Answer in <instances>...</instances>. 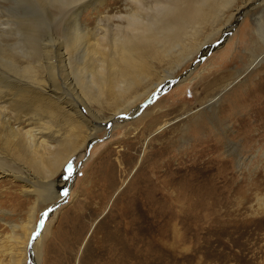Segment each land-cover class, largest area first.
I'll return each instance as SVG.
<instances>
[{"label": "rangeland", "instance_id": "obj_1", "mask_svg": "<svg viewBox=\"0 0 264 264\" xmlns=\"http://www.w3.org/2000/svg\"><path fill=\"white\" fill-rule=\"evenodd\" d=\"M234 1L232 8L217 14L214 21L195 35L197 47L193 48L194 56L190 61L177 66L180 62L172 58L177 52L169 51L167 58L154 63L155 74L136 87L139 96L128 94L131 98L127 97L122 100V105L115 107L103 103V97L97 95L94 98L98 92L95 85L92 88L88 80L80 81L85 78L89 65L86 62L88 34L79 45L75 42V33L82 30L85 35L86 29L97 32L98 27L101 35L105 29L113 32V27L125 25V18L120 16H128L135 9L137 3L134 0H96L82 11L83 0H0V65L10 55L18 65L6 66L5 71L0 69V95L10 87H14L17 94V87L30 83L32 75L20 70L26 65L36 66L37 59H43L39 65H46L48 59L41 43L52 44L53 71L49 68V72H43L44 69L39 68V75L43 72L48 77L43 78L50 93L64 92L65 109L72 116V103H75V97H80L87 104V108L81 107L85 121L97 125L95 121L99 117L103 124L97 125L93 138L33 193L27 192L29 186H24L22 180L0 173V264H14L23 253L26 260L22 264H35L32 257L40 244L43 250L41 264H93L99 240L108 231L114 232L115 224L123 225L131 219L122 214L130 207L151 213L160 209L165 226L153 229L160 233L158 244L152 238L150 228L148 239L154 240L157 250L146 263L123 258V264H264V136H261L264 102L256 105L255 97L264 90L261 87L264 83V49L254 34L255 17L261 16L264 20V0L261 4L254 0L252 5L256 8L252 6V9L235 15L234 9L243 7L244 1L248 0ZM105 15L111 17V21L104 19ZM30 33L35 35L30 37ZM171 73L174 76L165 79L160 84L161 89L154 88ZM86 87L91 90L88 96L85 95ZM145 90L151 91V95H143ZM25 97L26 93L18 100ZM15 106L21 115L23 109L32 105ZM116 111L119 114L115 122L108 124L109 117ZM35 119V123L24 120L16 126L27 130L43 125ZM245 129H249L251 135H257V139L239 137V132ZM62 131L63 134L66 131L65 124ZM231 141L238 144L236 154ZM226 143L230 144V150L227 146L224 148ZM219 148L218 159L226 158V161H220L225 162L230 173L228 185L219 179L221 188L214 183L197 185L194 193L186 194L184 190L188 189L186 185L192 181L193 173L187 175L185 169H174L196 159L206 160ZM17 150L23 155L14 150L4 153L6 160L0 164L3 169L16 175L39 174L38 161L30 162L25 157L29 152L23 142H19ZM125 150L133 158L132 164L119 163ZM239 158L244 159L240 164L237 163ZM114 165L116 187L108 193L103 172ZM168 168L174 172L170 173V179H164ZM226 186L229 191L220 192ZM80 211L91 219V226L87 227L84 237L74 239L82 245L79 259L60 263L52 257L51 251L65 239V229L68 230L74 215ZM134 217L143 224L140 213ZM32 224L34 228L30 229L29 237L32 243L23 252L25 226ZM47 252L50 255L48 261Z\"/></svg>", "mask_w": 264, "mask_h": 264}, {"label": "bare ground", "instance_id": "obj_2", "mask_svg": "<svg viewBox=\"0 0 264 264\" xmlns=\"http://www.w3.org/2000/svg\"><path fill=\"white\" fill-rule=\"evenodd\" d=\"M95 1L96 0H83L81 8L79 5L78 6L82 11L83 9L89 8L91 3H94ZM134 1L135 4L137 3L135 9L133 8L134 10H132V12L128 16L125 17L120 16L121 18H125L126 21L125 25L123 26L117 25L113 27V32L107 31L109 29L107 30L105 29V32L103 33V35H101V32H98L99 31V27H98L97 32L96 31L93 32L90 29H86L85 35L82 30L75 33V42L79 45L83 42V40H86L88 34L87 37L88 43H86L87 44L86 50L88 48L87 50L88 54H87L86 62H89V65L87 67L88 70L85 71L86 73L85 78H81L80 81L85 82L88 80L90 83V87H92V85L94 87L95 85V88L97 89L98 92L95 95V97L94 96L93 97L96 98L97 95L99 98L103 97L105 99L104 100L105 102L103 103H107L110 106L113 105L116 107L119 104L122 105L123 102L122 100H125L127 97H130L129 95L131 94L132 95L138 94L139 96V91L136 89V87L141 83H143L144 81H146L147 79L151 78V76L155 74V71L157 70L154 69V63L162 61L163 58L167 56L169 51L173 50V52H177L176 56L172 57L174 58V60L177 59L178 60L177 62H180L177 66L182 65L186 61L187 62L190 61L194 56L195 50H193V48L195 49L197 47L195 42L197 37H195V35L197 36V34H199L200 31L204 29V27L208 23L210 24L212 20L214 21V18H217L216 17L217 14H221V12L228 7L232 8L231 6H233V4L235 3L234 0H134ZM146 1H150V3L149 4L147 3L148 4L147 5ZM253 3H255L254 0L244 1L245 4L243 6L244 8L243 7L235 8L234 15L241 13L243 10L249 8L252 9V6L254 7V5H252ZM259 4H261V0H259ZM75 6L77 5L75 4ZM81 11H79L78 13H80ZM106 15L103 17L104 19ZM221 17L222 15L220 16V18ZM106 18L108 22L111 21L109 20L111 19V17H106ZM100 21L99 23H101ZM254 23H255L254 34L258 38L257 41L262 46L261 49H264V20L261 19V16H256ZM32 33L28 35L30 36ZM33 35H35V33L32 34V36ZM41 44L43 45L42 49L46 54L45 58L48 59L47 64L45 65L42 63L43 65L41 66L39 64L43 62V59H37L36 66L26 65L25 67H23V70L20 71L31 74L32 76H30L29 79L32 78V81L28 84L17 87L15 89L17 91L16 92L17 94H15V92L13 91L14 87H10L5 94L0 95V164H2L3 159L6 160L5 159L6 154L4 153H6L7 151L14 150L16 151V153L19 154L23 153L20 152L21 149L17 150V146L21 141L23 142V147L25 146V149L29 152L28 156H25V153L24 156L28 158L30 162L32 161L34 162L36 160L38 161L37 167L39 174L37 172L36 173L29 172L21 175V173L18 172L19 174L16 175L13 174L11 171L6 170L5 168L3 169L1 165H0V169H1L0 173L9 176L11 175L17 180H22L24 186L27 187L29 186V189L28 188L26 189L28 193H33L34 190H36L35 188H37L38 185L39 186L41 185L40 183L46 182L47 180L49 181V179L56 172H58L62 167L65 166V164L71 159V157L79 149H81L86 143L89 142L90 139L93 138L95 131L98 129L97 125H103L99 117H98V121H95L97 125L93 124L92 126L89 120L85 121L84 118L85 115L84 114H83L84 116L81 115L82 112L81 107L82 105H84L87 108V104L85 103V101L80 100V97L77 96L79 99L75 97V103L74 104L72 103V107L70 109L73 111L74 114V116H72L71 113L70 112L68 113L67 110L65 109V104L67 102L64 100L65 99L64 92L50 93V89L44 83V78H43V77L45 78L48 77L47 75L42 73L44 71L49 72L47 71L49 68L52 69V71L54 69L53 65L55 63L53 64V62L55 61H53L54 59L53 60L51 59V57L53 56L50 57V52L53 49L51 48L52 44H46V45L43 43ZM14 49L15 48H13V50ZM13 52H16V50ZM62 55L64 56V54ZM85 55H86V51H85ZM67 56L69 55L67 54ZM253 56L255 58L258 57L257 55H253ZM89 59L90 61H88ZM80 63L82 62L80 61ZM6 66H12V67L18 66L16 65L14 56L11 55L8 56V58L5 60V63L2 64V66L0 65V69L2 71H5ZM39 68L44 69L41 75H39V70H40ZM9 69L10 71L12 70L11 68ZM18 69L20 68H17V70ZM173 76L174 73L167 75V77L164 78L161 82L156 83L154 85V88L161 89L162 86L160 87V84L164 82L165 79L170 77L172 78ZM218 80L220 81V79ZM87 83L88 82L83 84H87ZM24 86L27 89H25ZM261 87L262 89H264V83L261 84ZM53 91H57V90H53ZM90 92L91 90L89 89L85 90V95L86 96L90 95L91 94ZM150 92L151 91L146 92L145 90V93H143V95L150 96L151 95ZM24 93L27 94V97H25L24 99L21 98L22 100H18L20 97L24 96ZM62 95L63 97H61ZM255 97L257 101L256 105H259V103L263 104L264 90H261V92L258 93ZM16 104L20 105L21 108H25L23 106H26L27 104H30L32 106L31 107L28 106L26 110L23 109L21 111V113L22 112L23 113L19 115V113L16 110L17 109L16 108L17 106H15ZM14 112L17 113L14 114ZM118 112L119 111H116L113 117L111 118L109 117L107 121L108 124H112L113 122H115V119L119 114ZM28 115L29 117L26 118V116ZM35 118H38L43 123V125L27 130H24L23 127L16 126L18 123L20 124L24 120H29V124L35 123L36 121ZM63 123L65 124V129H66L64 134L62 131V126L64 125ZM260 132L261 131L259 130V135H261ZM238 135L239 137L244 136L245 138H247V140L253 138L257 139V135H251L249 129H245L244 131L241 130ZM261 136H264V130ZM53 141L54 143L56 142L54 145L51 144ZM226 141H228L229 143L230 139ZM234 143L235 142H233V145L235 146H232V148L235 151L234 154H236L237 143L236 144ZM224 145H225L224 148H226L227 146V148L230 150V144L226 143ZM220 151L221 148H219L214 152L212 151L213 152L212 157L210 158L208 157L206 160L196 159L192 161L190 164H184L182 168L176 167V169H174L175 171L185 169L184 172L187 175L193 173L192 181L191 182L188 181V184L186 185L188 189L184 190L186 194L194 193L196 191L197 185L209 186L211 183H214L219 188H221L219 179H223L226 185H228V173H229V171H227L228 167L224 165L225 162L222 163L220 161V160L226 161L225 160L226 158L223 159V157H221L222 159L221 158L220 160L218 159V156H220L218 155L220 154ZM125 153L128 154L129 152L125 150V152L122 153L119 159V163L132 164L133 158L129 154L124 156ZM110 156L112 155L110 154ZM242 158L241 159L239 158V162L237 163L240 164L241 160H244ZM218 162L221 163L219 164ZM174 170L168 168V171L165 172L166 175L164 176V179L169 178L170 173L174 172ZM115 171H116V165L110 166L109 169H104L103 172L104 178L107 182V186L109 187L108 193H110L116 187V183L114 179ZM46 185H48V183ZM42 186H44V184ZM41 191L39 192L41 193ZM226 191H229L228 187L223 190H220V192L222 193H226ZM150 198L151 200L153 199V197ZM213 200L217 201L214 198ZM167 206H171V205H167ZM81 211L74 215L75 219L72 222V224L69 225L68 228L69 232L68 230L66 231L65 229L64 232L65 239L64 240L61 239V241L58 240L59 247L57 246L58 248L56 250L51 251L54 253V256L52 257H54L60 263L61 261L66 262V260L71 263L74 258L76 261L79 259V254L82 245L81 246L78 245L77 241L74 239H78L79 237H84L87 227L89 225L91 226L89 222L91 219H89L88 215H86L84 211L83 212ZM136 213H140V216L143 220V224H139L137 218L134 217ZM159 213H160V209L157 213H151L143 209L135 208L132 210L131 207L126 208L122 214L125 218L131 217V219L129 221H125L123 225L115 224L112 227L113 229H115V231L114 232H112V230L108 231L106 235H104L102 239L99 240V244L97 246V251H96L97 252L96 259L94 260L95 262L93 264H123V258L134 259L139 263L141 262L146 263L151 253L157 250L153 245L154 240L148 239V233L150 228L152 227V238H155V243L158 244L160 233L153 231V229H157L161 226L163 228V225L165 226V224H163V220L160 217ZM135 222H137L138 224H136ZM28 226H25L27 227L26 228L27 232L25 233V237H24L26 238V241L24 242L25 247L23 248V252L29 247L28 245L32 243L29 237L32 234L31 230H33L34 224H32V226L29 227ZM116 229H118L117 232ZM213 229L216 230L217 228H213ZM60 234L59 237L62 238V234L61 236ZM14 237L17 238L15 235H13V238ZM14 246L15 245L11 246V248H13ZM41 250H42V245L41 244L37 245L34 251L35 255L32 257L34 259L35 264H41ZM47 251L49 252L48 249ZM48 252L46 253L47 261L49 259L48 256H50L48 255ZM25 260H26V255L25 253H23L20 259L17 258L15 259L14 264H22V261Z\"/></svg>", "mask_w": 264, "mask_h": 264}]
</instances>
